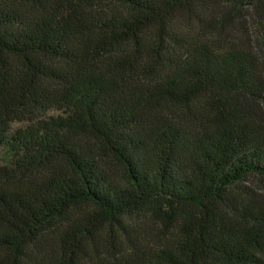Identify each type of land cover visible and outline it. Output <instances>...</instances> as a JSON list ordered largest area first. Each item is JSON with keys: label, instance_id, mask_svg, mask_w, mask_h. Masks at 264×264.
Returning a JSON list of instances; mask_svg holds the SVG:
<instances>
[{"label": "trees", "instance_id": "16d2710c", "mask_svg": "<svg viewBox=\"0 0 264 264\" xmlns=\"http://www.w3.org/2000/svg\"><path fill=\"white\" fill-rule=\"evenodd\" d=\"M260 111L264 0H0V264H264Z\"/></svg>", "mask_w": 264, "mask_h": 264}, {"label": "rangeland", "instance_id": "374dc122", "mask_svg": "<svg viewBox=\"0 0 264 264\" xmlns=\"http://www.w3.org/2000/svg\"><path fill=\"white\" fill-rule=\"evenodd\" d=\"M218 1V0H216ZM194 18H189L188 15L181 16L178 18L180 22H183L187 27L195 28L194 26ZM246 28L250 29V18L246 17L245 19H238L234 22V24H230L229 31L227 32L228 38H244ZM211 37V35H209ZM220 41L221 38H220ZM49 114H55V111H49ZM261 120L264 121V111H260ZM23 123L14 122L12 123V129L22 125ZM1 152V148H0ZM243 184L246 185L252 192L256 195L257 198H264V179L260 178L258 175H251L248 176L244 181Z\"/></svg>", "mask_w": 264, "mask_h": 264}]
</instances>
